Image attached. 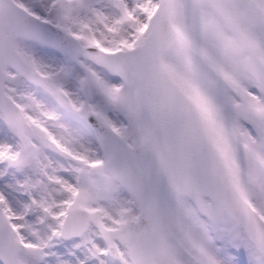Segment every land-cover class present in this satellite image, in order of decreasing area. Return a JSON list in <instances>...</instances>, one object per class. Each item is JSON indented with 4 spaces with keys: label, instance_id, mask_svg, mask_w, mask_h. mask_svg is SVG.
Returning <instances> with one entry per match:
<instances>
[{
    "label": "snow or ice",
    "instance_id": "snow-or-ice-1",
    "mask_svg": "<svg viewBox=\"0 0 264 264\" xmlns=\"http://www.w3.org/2000/svg\"><path fill=\"white\" fill-rule=\"evenodd\" d=\"M0 264H264V0H0Z\"/></svg>",
    "mask_w": 264,
    "mask_h": 264
}]
</instances>
